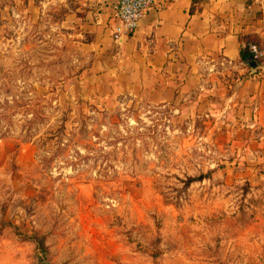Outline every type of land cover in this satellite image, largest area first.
Instances as JSON below:
<instances>
[{"label":"rangeland","instance_id":"374dc122","mask_svg":"<svg viewBox=\"0 0 264 264\" xmlns=\"http://www.w3.org/2000/svg\"><path fill=\"white\" fill-rule=\"evenodd\" d=\"M113 1L0 0V264H264V124L131 84Z\"/></svg>","mask_w":264,"mask_h":264},{"label":"crops","instance_id":"0c3cea01","mask_svg":"<svg viewBox=\"0 0 264 264\" xmlns=\"http://www.w3.org/2000/svg\"><path fill=\"white\" fill-rule=\"evenodd\" d=\"M113 9L111 29L118 22L115 4ZM244 35L264 43V0H155L136 31L121 41L131 48L123 76L131 84L145 82L151 74L161 76L165 67V86L158 87L167 95L187 91L192 83L206 88L209 80V93L215 87L224 91L232 81L223 103L238 117L251 119L248 124H264V63L251 66L242 60Z\"/></svg>","mask_w":264,"mask_h":264},{"label":"built area","instance_id":"2783aa9c","mask_svg":"<svg viewBox=\"0 0 264 264\" xmlns=\"http://www.w3.org/2000/svg\"><path fill=\"white\" fill-rule=\"evenodd\" d=\"M155 3V0H117L115 13L116 28L113 32L116 41H122L125 36L132 34L138 28L144 14ZM251 56L256 61L264 59V48L257 42L249 44Z\"/></svg>","mask_w":264,"mask_h":264},{"label":"trees","instance_id":"16d2710c","mask_svg":"<svg viewBox=\"0 0 264 264\" xmlns=\"http://www.w3.org/2000/svg\"><path fill=\"white\" fill-rule=\"evenodd\" d=\"M243 37L245 38V44L241 47V51H240L241 58L247 64L250 65L251 52H250V49H249V44L251 42H257V43L260 44V40L258 38H256V37H252L251 35H244ZM205 176H206V174H204V173H201V174H199L197 176L196 175H190V176L187 177L186 182L188 184H190L193 181L203 179Z\"/></svg>","mask_w":264,"mask_h":264},{"label":"water","instance_id":"95a60500","mask_svg":"<svg viewBox=\"0 0 264 264\" xmlns=\"http://www.w3.org/2000/svg\"><path fill=\"white\" fill-rule=\"evenodd\" d=\"M250 65L251 66H259L261 64L257 63V61L255 59L252 58V56L250 57ZM38 264H50V263H46V262H39Z\"/></svg>","mask_w":264,"mask_h":264}]
</instances>
